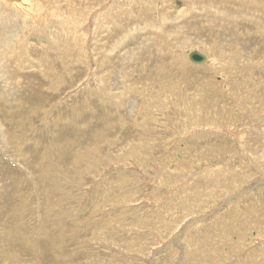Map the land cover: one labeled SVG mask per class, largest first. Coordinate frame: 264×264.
Returning <instances> with one entry per match:
<instances>
[{
  "label": "rangeland",
  "instance_id": "374dc122",
  "mask_svg": "<svg viewBox=\"0 0 264 264\" xmlns=\"http://www.w3.org/2000/svg\"><path fill=\"white\" fill-rule=\"evenodd\" d=\"M261 1L0 0V264H264Z\"/></svg>",
  "mask_w": 264,
  "mask_h": 264
},
{
  "label": "water",
  "instance_id": "95a60500",
  "mask_svg": "<svg viewBox=\"0 0 264 264\" xmlns=\"http://www.w3.org/2000/svg\"><path fill=\"white\" fill-rule=\"evenodd\" d=\"M189 60L192 63L198 64L204 61V57L197 55L196 53H191L189 55Z\"/></svg>",
  "mask_w": 264,
  "mask_h": 264
},
{
  "label": "bare ground",
  "instance_id": "6f19581e",
  "mask_svg": "<svg viewBox=\"0 0 264 264\" xmlns=\"http://www.w3.org/2000/svg\"><path fill=\"white\" fill-rule=\"evenodd\" d=\"M20 1V0H19ZM46 1V0H45ZM58 1V0H57ZM161 1V0H160ZM263 1V0H262ZM262 1H261V3H262ZM30 2V1H29ZM28 2V3H29ZM48 2V1H47ZM164 2V1H163ZM28 3H27V6H28ZM40 3V2H39ZM253 3V2H252ZM11 4V3H10ZM43 4H44V1H43ZM13 6H15V5H13ZM11 7V6H10ZM19 7V6H18ZM14 8V7H13ZM18 10H20V9H18ZM23 11V10H22ZM4 12V11H3ZM21 12V11H20ZM35 12V11H34ZM211 12V11H210ZM1 13V12H0ZM19 13V12H18ZM23 13H24V11H23ZM30 15V14H29ZM1 16H3L2 14H1ZM42 16V15H41ZM240 16H241V14H240ZM57 17V16H56ZM131 17V16H130ZM133 17V16H132ZM224 17V16H223ZM219 18V17H218ZM218 21V20H217ZM236 23V22H235ZM5 25V24H4ZM254 26V25H253ZM10 27V26H9ZM7 28V27H6ZM29 29V28H28ZM25 32V31H24ZM12 38V37H11ZM3 45V44H2ZM4 47V46H3ZM31 55V54H30ZM206 55V54H205ZM207 59V58H206ZM30 63V62H29ZM25 67V66H24ZM3 75V74H2ZM103 178V177H102ZM75 185V184H74ZM248 245V244H247ZM202 253V252H201Z\"/></svg>",
  "mask_w": 264,
  "mask_h": 264
}]
</instances>
